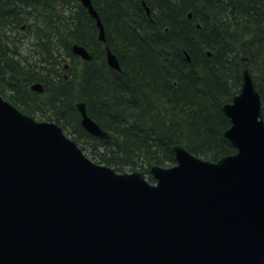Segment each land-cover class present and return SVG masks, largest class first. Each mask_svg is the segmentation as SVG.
Instances as JSON below:
<instances>
[{
  "label": "water",
  "instance_id": "obj_1",
  "mask_svg": "<svg viewBox=\"0 0 264 264\" xmlns=\"http://www.w3.org/2000/svg\"><path fill=\"white\" fill-rule=\"evenodd\" d=\"M76 107L88 132L108 137L84 101ZM223 111L237 151L210 161L176 144V164L152 166L151 183L95 163L57 123L0 93V264H264V119L248 72Z\"/></svg>",
  "mask_w": 264,
  "mask_h": 264
},
{
  "label": "trees",
  "instance_id": "obj_2",
  "mask_svg": "<svg viewBox=\"0 0 264 264\" xmlns=\"http://www.w3.org/2000/svg\"><path fill=\"white\" fill-rule=\"evenodd\" d=\"M45 1L62 8L68 2ZM92 3L103 20L109 47L124 67L122 73L108 68L104 46L97 49L76 40L94 56L82 71H76L65 49L67 44L62 43L57 52L69 58L59 63L57 52L55 57L45 55L48 41L42 40L40 33L22 40L13 38L12 31L17 29L9 23H19L20 4L18 0H0L1 94L26 114L70 126L77 141L88 143L95 161L117 171L143 170L150 180L152 165L176 163L175 144L213 161L234 153L236 149L224 135L231 121L222 106L238 90L239 73L235 52L226 41L231 36L241 41L248 34L247 25L253 23L258 28L257 41L264 43V0H147L159 26L151 24L140 0ZM189 11L192 19L187 18ZM109 21L129 27L119 32ZM198 22L202 28L194 25ZM164 26L169 27L165 32ZM24 43L28 53L23 50ZM181 45L196 64L193 72H187L186 60L179 52ZM207 48L215 51L211 57ZM124 51L131 54L129 58L121 55ZM68 52L81 60L71 47ZM55 65L59 67L50 77L46 68ZM35 81L43 84V92L30 88ZM256 87L264 118V94ZM80 100L108 137L91 135L81 126L76 107Z\"/></svg>",
  "mask_w": 264,
  "mask_h": 264
},
{
  "label": "bare ground",
  "instance_id": "obj_3",
  "mask_svg": "<svg viewBox=\"0 0 264 264\" xmlns=\"http://www.w3.org/2000/svg\"><path fill=\"white\" fill-rule=\"evenodd\" d=\"M140 1L146 15L152 21L151 24L153 26H159L157 24L158 22L156 20L154 21L152 17L151 7L147 4V0H140ZM174 1L177 2L178 0H174ZM18 2L21 7L20 21L18 24L9 23V25L15 26L17 29V31L16 30L12 31V33L15 35V36L13 35V38L18 39L19 37V40H22L23 37H27L35 33H40V38L42 40L47 39L48 41L47 44L44 43L48 49V51L45 50L46 56L47 53H50L53 54L52 57H55V53L57 52L59 47H63L62 43H65L67 44L65 49L67 51V54L73 59V63H74V67L76 68V71H82L84 69V65H86L88 61H91L94 58V56L90 53L92 58L89 60H84V59L82 60L81 58H80L81 60H78L73 58V56L70 55L71 53L69 54L70 50L68 52V49L71 47V50L73 52L74 45L77 44L79 46H82L78 42H76V40L80 39L85 42H88L97 49H101L102 46H104L105 55L107 54L106 53L107 48L111 50L106 37L105 26L102 18L99 15L98 18L95 17L86 8L88 10L87 12L89 15L88 16L87 13L83 11L82 7L78 3L80 2L81 5L84 6L81 0H68V2L65 3L66 6L65 8H62L53 3H47L48 1L45 0L40 1V3L37 2L36 0H18ZM9 8H13V7L11 6ZM2 11L3 8H0V13ZM187 18L192 19L191 11L187 13ZM100 23L104 30V38H105L104 41L100 39V33H101ZM110 23L111 21H109V24ZM111 25L115 28L117 27V30L119 32H123L129 27V25H126L125 23L121 24L115 21H113ZM194 25L198 28H202V24L199 22L194 23ZM81 26L83 29L81 28ZM168 28H169L168 26H164L162 27V31L165 32L168 30ZM257 30L258 28H256L254 24L251 23L250 25H247L248 34L243 36L241 41H238L233 36L229 37L226 41L227 43H229L228 45H231L229 49L232 48L233 52H235L234 63L236 64L237 67V73H239V81H238L239 88L233 95V98L235 95L239 93L246 72H248L251 75V78L253 79L255 85H258L261 93L264 94V53L262 51L264 50V43L257 41L258 39H260L258 36H256ZM35 48H37V46H35ZM39 48L40 47L38 46L36 51H39ZM179 52L180 55L184 58V60H186L187 72L195 71L196 64L194 63L192 55L189 52V50L186 48V46L181 45L179 47ZM57 53L58 55H60L57 60L59 61V63L61 62V60H63V58L66 59L69 58V57L62 58L61 53L60 54L59 52ZM213 53H215V51L209 48L206 49V54L208 57H211ZM121 55H123L125 58L126 57L129 58L131 54L128 53V51H124V54ZM105 58L108 68L110 69L112 68V70L118 73H122L124 67L122 64H120V62L118 67H114L107 61V56H105ZM64 64H68V63L65 61ZM172 64L173 63H171V66ZM97 66H99V64ZM58 67L57 65H55L54 67L46 68L50 77L54 76V70L57 69ZM231 101L225 102L222 108L226 103H229ZM213 264H221V263L214 262Z\"/></svg>",
  "mask_w": 264,
  "mask_h": 264
},
{
  "label": "rangeland",
  "instance_id": "obj_4",
  "mask_svg": "<svg viewBox=\"0 0 264 264\" xmlns=\"http://www.w3.org/2000/svg\"><path fill=\"white\" fill-rule=\"evenodd\" d=\"M22 47H23V50L26 52V53H28L27 51H28V45H27V43L25 44H22ZM63 74L64 75H67L66 74V72H63ZM44 91V90H43ZM42 91V92H43ZM41 93V92H40ZM34 118L36 119V120H39L40 118L38 117V115H36V116H34ZM45 119H47V120H50V119H48V118H46V117H44ZM44 119V120H45ZM59 124V123H58ZM61 127H62V129H63V132H64V134L66 135V136H68L69 138H71V139H73L76 143H77V145L81 148V150L84 152V154L86 155V156H88L89 158H94L93 156H95V155H93V153L90 151V147L88 146V143L87 142H83V141H77L76 140V134L72 131V129L70 128V126H62L61 124H59ZM85 129V128H84ZM86 130V129H85ZM87 131V130H86ZM93 160H95V159H93ZM162 167H169V166H162ZM150 169V168H149ZM135 170H138V169H135ZM125 171H127V172H132V170H125ZM125 171H121V172H125Z\"/></svg>",
  "mask_w": 264,
  "mask_h": 264
}]
</instances>
